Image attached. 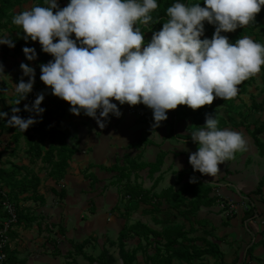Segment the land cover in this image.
Returning <instances> with one entry per match:
<instances>
[{"label": "clouds", "instance_id": "9594fccd", "mask_svg": "<svg viewBox=\"0 0 264 264\" xmlns=\"http://www.w3.org/2000/svg\"><path fill=\"white\" fill-rule=\"evenodd\" d=\"M204 5L174 0L166 9L168 19L147 43L137 22L153 21L158 0H69L62 8L58 0H44V5L17 12L12 22L22 28L26 41L38 40L41 50L54 57L40 63V79L53 95L70 103L71 113L83 111L104 128L109 114L122 115L114 98L121 105L151 108L156 128L167 119V110L178 105L195 110L217 97H236L238 85L264 65V44L250 36L230 43L222 34L254 21L264 0H204ZM205 21L215 25L211 38L204 35ZM0 45L15 47L11 33H0ZM22 51L27 61L37 59L34 47ZM20 69L15 105L27 98L35 83V67L21 62ZM44 98L40 92L31 105H24L35 115L23 118L14 106L5 122L24 132L42 119ZM5 117L8 113L0 111V119ZM218 123L216 113L206 114L205 124L190 133L198 149L190 152L189 163L194 171L214 178L219 164L247 146L242 132ZM197 179L191 176L189 182Z\"/></svg>", "mask_w": 264, "mask_h": 264}, {"label": "rangeland", "instance_id": "374dc122", "mask_svg": "<svg viewBox=\"0 0 264 264\" xmlns=\"http://www.w3.org/2000/svg\"><path fill=\"white\" fill-rule=\"evenodd\" d=\"M69 2V1H68ZM65 0H58V3L60 7H64L68 4ZM35 6V1L33 0H25L22 4L23 10L30 9L31 7ZM18 9H15V12H17ZM15 14V13H14ZM158 31V30H157ZM4 31L0 30V33ZM233 33V31L229 32ZM244 36H250L255 41L264 44V18L261 20L260 27L255 30L254 33H245ZM152 35L144 34V40L145 43L149 42L151 40ZM7 45H0V64L3 65L4 72H0V110L2 103H5L7 106L9 105V97H12L15 94V83H18L21 76L23 75L22 70L20 69L21 62H24V54L23 51H20L17 53V55H12V49H9L7 52H5L4 48ZM35 50L39 53L41 51V45L39 41L37 40L35 42ZM3 56H6L3 58ZM38 59V57H37ZM36 60L30 61L29 64L33 67H35V81L39 82V85H45L44 82L40 79L41 75V69L39 67L40 63ZM264 67V65H262ZM253 84L248 88L247 93L243 95L240 100L236 101L234 104L235 108L231 115L226 114L222 111V108L218 112L213 110L214 114H217L218 121H223L225 123L224 125L221 123H218V127L220 128H231L233 130L240 131L244 134L246 140H247V146L246 149L243 151H237L234 154V158L232 160H238L237 164L238 166L242 165H249L250 162H247V159L251 160V158L248 156L249 152L252 149L253 141L252 139L248 138V130L247 127L251 130V125L256 120H262L264 119V108L263 111L260 112H254L250 109L251 99H253L255 102H260L262 98L264 97L262 89V82H261V71L255 75ZM25 81H27L28 77H23ZM35 98L38 93H40L39 90L33 87V90L30 92ZM112 102L117 103L118 101H115L114 98H110ZM20 103L24 106L26 103L24 100L20 101ZM45 98L41 102V107H45ZM118 107L121 110V117L123 116L122 109H125V111L133 106V108H137L139 110L144 104L140 103L137 105H126L125 108L123 107V104L119 105L117 103ZM130 106V107H129ZM179 105L176 107L178 108ZM185 111L184 113H194V116H198V109H192L187 105H184ZM216 109V108H215ZM136 110V109H135ZM171 111V109H170ZM168 110V112H170ZM28 112V111H26ZM128 114V113H125ZM67 115V116H66ZM63 116L62 122L64 124H68L70 132L75 136L74 139L70 140L68 142V145L74 149L73 158L70 159V168L69 172H66V174H69L71 177L70 180L75 179H84L87 181V185L83 187L84 193H87L89 195H92L87 197V207L86 210L80 209V211L85 215L82 219L83 221L88 220V222H91V220L94 219L92 225L93 227L88 228V236L85 239H82L81 242H69L65 237L63 236L64 232L58 233V228L61 226V222L59 223H52V234L58 239H56L54 242L57 244L59 241L61 243V247L70 249V257L66 258L63 261H60V264H122V258H121V252L123 253H129L128 257L126 258L125 255H122L123 260L127 261V264H153V251L150 247L146 246L145 241L139 238H127L124 240L123 247L120 246L119 241V231L120 229L125 226L129 225L136 221H141L146 223L147 225L151 226V228L160 230L161 226L159 224L154 223L152 218H158L159 220H164V217L167 215V213H178L177 210L173 209L174 203L179 198H186L184 197V193L182 192L181 188L183 183L185 182L187 177H181L179 176L178 180L177 176H167L164 172L161 171L162 175L161 177L158 175L159 173H153L149 174L147 173L148 169L143 168L138 169L135 166L127 165L123 162L124 158L121 160L120 156H117L118 160H114V153H118V155L125 156L128 153L133 152V146L134 144H130V146H125L124 150L115 149L114 144L111 143L113 141L112 135L116 134V138L114 140L118 143L123 142L124 140H128V136L124 138H120L118 135V132L120 134H123L121 123L117 122V119H115V115L109 114L110 118L106 121L105 127L100 128L96 120L92 117H89L81 112L80 115H75L71 113L69 110H67V114ZM179 117H183L182 114L177 113L176 114ZM138 117L140 120V123L142 128L144 130L150 129L151 126L154 124V118L152 111L147 114L143 115H129ZM149 119V122H143V120ZM198 122L197 125L201 123V120L199 121L198 116ZM206 119V117H205ZM204 119V120H205ZM142 121V122H141ZM151 124V126H149ZM202 124V123H201ZM202 126V125H201ZM170 129V126L167 124L164 126V132L168 133ZM138 133V132H137ZM136 133L135 140L138 139ZM146 134V132H145ZM143 133V135H145ZM143 135L141 133V138H143ZM9 136L10 134H0V169H4L8 172H10L11 169L14 167H18V175L17 178L27 177V178H35L39 182L38 190L43 193H47L49 197V203L50 206L54 205L55 203L60 204L58 205L56 209H58V213L64 210H67L70 208L68 205L66 206V201H63L59 199L54 192L59 191L62 189L61 186L62 181L58 184H55L51 180H49V171L51 169V166L48 163H42L40 160H37L34 165H27L25 161V150L26 147L24 145V141L20 139L17 149L14 152L15 155H10V150L12 148V143L9 142ZM147 137V135H145ZM133 137L130 138V142H134L132 140ZM191 138V137H187ZM261 140L264 143V134L260 136ZM198 144V143H195ZM47 143L45 142V145L41 146L42 152L45 151ZM142 147V146H141ZM137 148V147H135ZM256 149V148H255ZM137 152L140 153L141 150L137 148ZM256 152L258 154V150L256 149ZM141 154V153H140ZM248 154V155H247ZM258 156V155H257ZM131 157V156H130ZM126 159L128 157H125ZM145 158H142L140 155L135 158L136 163H144ZM254 159V158H253ZM130 160V158H128ZM231 160V159H230ZM260 162V165L262 169L264 170V158L258 159ZM251 164V163H250ZM113 165L117 166H124L125 172L123 175L121 173H118L117 171H113L112 168ZM189 165V170H193L190 163L185 164ZM224 165H227V161L224 163H221L218 165L219 169L223 171ZM160 170V169H159ZM188 171H183V173H186ZM194 171V170H193ZM198 172V170H196ZM179 172L178 170L176 171ZM94 176L96 178V181L94 182L91 180L90 176ZM205 180L211 179V176H203ZM216 178V177H215ZM128 180V181H127ZM125 182L135 184V186L141 187L144 190H148L150 195L154 196V199H151L155 202H160L161 206L158 210H152L149 211L146 214H143L141 209H138L135 212H132L129 216V220L125 221L121 214L124 212V205H125V196H124V184ZM204 184V182H202ZM173 184V185H172ZM171 185V186H170ZM170 186V187H168ZM256 185L254 186V188ZM168 188L167 191L169 193L167 194L164 189ZM171 188V190H170ZM9 190V187L5 186V191L7 192ZM66 191L68 194L67 201L70 202L72 200V191L73 187L70 184L66 183ZM164 194V195H162ZM166 194V196H165ZM264 194H262L263 196ZM56 196V198L54 197ZM100 197L102 198V206L100 207V202H93V197ZM210 198H214L211 193L209 194ZM113 198V199H112ZM159 198V199H156ZM100 199H96V201H99ZM63 201V202H62ZM187 201V199H186ZM216 201V202H215ZM255 201V203H254ZM220 200H214L210 204L211 206L217 205V207H212V209H205L202 208L200 211L195 215H198L200 212V216H207V213L214 212L217 215H221L225 218L226 215H224L222 212L224 211L223 208L219 207L218 204ZM79 202H77L78 204ZM36 204V205H35ZM245 204V210H250L252 208L253 214L255 213L256 206L257 211L262 213L264 210V204L263 202H259L258 196L254 195L251 197V201L244 200L243 203L240 201H236L233 203V205H240L244 206ZM25 205V207H24ZM133 205V202H132ZM22 208H26L25 210L27 212H30L29 210H33L35 207H41L42 205H39V202H26L21 204ZM209 206V205H208ZM142 208L150 209L147 206H142ZM201 208V207H200ZM259 208V209H258ZM24 211V213L26 212ZM99 215L100 217H91L90 215L92 213H95ZM179 211V210H178ZM227 211V210H226ZM233 212V210H232ZM231 212V213H232ZM65 213V212H64ZM226 213V212H225ZM258 214V213H257ZM0 216H1V210H0ZM57 218V217H56ZM174 219L173 225L174 226H180L184 224L186 228L189 226L186 221L177 214V216ZM227 218V217H226ZM259 218V217H258ZM219 219V218H218ZM255 219V218H253ZM257 219V218H256ZM170 224V223H169ZM171 225V224H170ZM172 225V226H173ZM164 227H166L164 225ZM60 229V228H59ZM70 227L68 228V230ZM76 230L74 228L72 231ZM199 230V229H198ZM200 231V230H199ZM235 231L233 232L234 237ZM73 236V235H72ZM250 237V236H249ZM73 238V237H72ZM249 239V238H248ZM58 240V241H57ZM245 242V240H243ZM59 246V245H58ZM56 247L55 250L57 252L62 248ZM234 247V244L231 246ZM122 248V249H120ZM81 249V253H80ZM52 258L51 256H49ZM126 264V262H125ZM178 264V263H174ZM205 264H212V261L208 258H205Z\"/></svg>", "mask_w": 264, "mask_h": 264}, {"label": "trees", "instance_id": "16d2710c", "mask_svg": "<svg viewBox=\"0 0 264 264\" xmlns=\"http://www.w3.org/2000/svg\"><path fill=\"white\" fill-rule=\"evenodd\" d=\"M24 1L25 0H0V30L11 33L13 39L15 40L14 48L5 46L4 50L5 52H7L9 49H12V55H17V53L22 51L24 46L35 48L36 41H32L30 38L26 41L23 38L24 33L22 28L12 22L13 16L17 12L23 11L22 4ZM33 1H35V5H44V0ZM65 1L68 2L69 0ZM173 2L174 0H158V8L153 10L151 13V15L153 16V21L149 22L147 25L137 22L139 27L141 28V31L144 34L152 35L154 31L160 30L163 26V23L168 19L166 9L171 6ZM187 2H200L201 6H205L204 0H187ZM15 9H18L17 12H15ZM55 11L56 9H53V12ZM263 18L264 6H262L261 11L255 15L254 21H250L247 25L237 27V29H235L233 33L226 32L222 34L228 36L230 43H235L239 38L243 37L245 33H254L255 30L260 27L261 20ZM204 25V35L208 38H211L215 31V25L209 24L207 21L204 22ZM71 36L73 39H75L74 33H72ZM201 38L203 39L204 37ZM5 57L6 56H3V58ZM37 57V61L39 63H47L49 60L54 59L51 54L45 53L42 50L39 53L37 52ZM24 59L25 63L30 62L26 60L25 55ZM253 82L254 77L250 76L249 78L241 82L240 85H238V94L236 97L226 100L224 98L217 97L214 98L212 104L201 106L198 109V116L199 121L201 119L203 121L201 120L202 124L200 123L199 125H197L196 123V127L199 128L201 125L205 124V115L206 113H209L213 108H222L226 114H231L235 108L234 103L240 100V98L247 93L248 88L253 84ZM261 82V91L264 94L263 66H261ZM33 87L40 92H43L45 96V111L42 113V119L38 117L37 122L31 125L24 132L19 130V128L10 127L5 121L13 114L11 112V108L14 106L21 109L19 115L23 118H28L30 115H35L34 113H31L29 111L26 112L24 106L21 103H19V105H15L18 99V94L15 93L12 97H9L8 106L5 103H2L1 105L0 111L7 112L8 117L0 119V134H10L8 139L9 142L13 145L10 150V155L13 156L15 155L14 152L17 149L20 139H22L26 147L24 158L26 164L34 165L37 160H40L42 163H48L51 166V169L48 173L49 180H51L55 184H58L64 179L67 168L69 167V161L74 153V149L68 145V142L74 139L75 136L70 132L68 124H64L62 122L63 116L67 114V110H69L71 105L69 102L63 100L62 98L53 95L50 86H40L39 82L35 81ZM34 100L35 97L31 93H29L27 98L24 99L25 103L28 105H31ZM117 103L120 105L119 101ZM178 108L171 109L175 117L177 113L174 112L178 111ZM263 108L264 97L260 102H255L253 99H251V111L260 112L263 111ZM220 123L221 125L225 124L223 123V121H220L219 124ZM247 130L249 136L253 141V145L258 150V154L263 157L264 143L261 140L260 136L264 134V119L262 121L256 120L251 125V130L249 127H247ZM169 135H171L172 137L175 136L173 129L169 130ZM45 142L47 143L46 149L42 152L41 146L45 145ZM123 162L131 166H134L136 163L131 159L128 160V158L124 159ZM124 166L113 165V167L109 169L117 171L118 173L122 172L121 175H123L126 170ZM135 166H139L141 168L144 166V164L136 163ZM151 166L157 168L159 166V160L157 159ZM19 167L20 166L14 167L10 170V172L4 169H0V190L6 193L7 198L15 205L16 210L15 212L17 221L14 224L12 231L19 224L27 221L28 212L25 210L26 208H22V203L39 202V205L45 204V198L42 194H39V181L35 178L30 177H22L18 179L17 175L20 169ZM191 176L197 177V182L190 183L189 178ZM90 177L91 180H93L94 182L96 181V178L93 175ZM201 179H203V176L199 171H193L192 169L189 170L188 178L185 180L181 188L182 192L184 193V197L186 198L177 199V201L173 205V209H178V214H180L189 225L188 228H186L184 224L180 226H174V219L159 220L158 218H154V223L159 225L163 223L166 226H161L160 230L153 229L145 223L136 221L129 225H125L120 229L118 233L120 246L123 247L122 245L124 244V240H126L127 238H139L144 240L146 246L150 247L153 251V264H172L173 261L184 264H193V261H195V264H205V258H209L212 261V264H225L223 261V254L218 244L210 240V238H214L211 232L204 230L203 236H192L196 232L195 226L198 228L202 226V223H205V221L196 220L192 216L195 215L196 211H198L201 205H209L212 201L217 200L218 198L217 196L214 198L209 197L211 187L209 185V187L207 185H204L201 182ZM5 186L9 187V190L7 192L5 191ZM263 186L264 175L257 182L256 187L251 192V194L262 195ZM124 189L126 203L123 208L124 212L121 214V216L125 221H128L130 214L137 211L138 209H141L143 214H146L149 211L151 212L152 210H158L161 206L160 202L151 200L154 199V196L150 195V192L148 190H144L141 187L135 186V184L125 182ZM166 193L168 194L169 191L166 190ZM54 194L61 200H63L66 196V193L63 189L55 191ZM2 200L3 199L0 196V220L4 218L1 206ZM132 202L134 203L133 205H131ZM221 204L224 205V203ZM143 205L149 207L150 209L142 208ZM24 211L26 212L24 213ZM243 218H253L252 208L244 213ZM223 225H226V222ZM261 236L263 237L264 233H262ZM257 245H260L264 250V239L260 240ZM252 247L253 245L246 249V253L241 261V264L246 263L245 257L249 256L251 259ZM5 252L6 260L4 264L8 263L13 258L10 254H8V249ZM122 255H125V257L127 258L129 253L125 254L121 252L122 264H125V262L127 264L126 259L124 261ZM232 264H236V260L233 261Z\"/></svg>", "mask_w": 264, "mask_h": 264}, {"label": "crops", "instance_id": "0c3cea01", "mask_svg": "<svg viewBox=\"0 0 264 264\" xmlns=\"http://www.w3.org/2000/svg\"><path fill=\"white\" fill-rule=\"evenodd\" d=\"M126 105L129 104L124 103L123 107L125 108ZM132 107L133 106L128 108L126 111L125 109H122L124 113L123 116H116L115 119H117V122L119 119V122L122 126L121 128L123 130V134H120L118 132V135H120L119 137L124 138L128 136V140L133 137L132 140L134 142L124 140L123 142L118 143L114 140V138H116V134H113L112 138H114L111 143L114 144L115 149H117L118 147L119 149H122V151L124 150L125 146H130V144L133 143V152L128 153L127 155L125 154V156L114 153V160H118L117 156H120L121 160L123 158L126 159L125 157H128L132 161H135V158L140 155L142 158H145V162L142 164H144L143 168L148 169L147 173L149 172V174H151V172L159 173L158 175L161 177L162 171L167 174V176H175V174L176 176L178 175L176 180H178L180 175L181 177H187L188 172L183 173V171H188L189 165L185 164L189 163L190 152H195L198 149V144H195L196 142H193L192 138L187 137H191L190 133L198 129L196 127L198 116L196 117L193 115L194 113L190 112L184 113V105H180L178 111L174 113L182 114L183 117H179L177 115L175 117L172 111L169 110L170 112H168L167 110V119L160 122L159 127L153 128V126L149 124L151 128H145L146 130H144L141 124H139L140 119L137 116H129L131 115L130 110L137 109H131ZM213 110L218 112L220 108H213L209 113L206 114H214ZM143 122L147 123L149 122V119H145L143 120ZM167 124L170 126V129L174 130L176 137H172L171 135H169V131L168 133L164 132V126ZM136 133L138 136L137 140H135ZM141 133L142 135L144 133L145 135H147V137L143 135V138H141ZM248 138L251 139L250 136H248ZM135 147L141 150V154L137 152V148ZM248 154L247 155L251 158V160L247 159V162H250L251 164L249 163V165L247 166H238L237 163L239 161L231 159L227 161V165H224L225 167L223 171L220 170V172L217 173V175L215 176L216 178L211 176V179L208 180H205L204 178L201 179V182H204V185H209L211 187V195H213V197H218L217 200H220L218 204L224 203V207H221V204L219 205V207L223 208L224 211L222 213L226 215L225 218L221 215H217L212 211L211 213H207V216H200V212L198 213V215L192 216L196 220L205 221V223H202L201 227L197 228L195 226L196 232L192 236H203L204 230L211 232L215 239L210 238V240L218 244L223 254V261L225 264H232V262L235 260L236 264H241V261L245 256L246 249L252 245L253 247L251 252V259L249 256L245 257V264H264V250L260 245H257L260 240L264 239V236H261V234L264 233V210L262 213H260L257 211L256 206L255 213L253 214V218L255 219H245L243 218L244 213L247 211L245 210V204L244 206L233 205V203H235L236 201H240L242 203L244 200L251 201V197L254 196L253 194H251V192L254 190V186L264 175V170L262 169L258 160L260 158H264V156L261 157L259 154H257L254 145H252V149ZM157 159L159 160V166L155 168L151 165H153V163ZM137 164L141 163L137 162ZM69 168L70 162L66 172H69ZM137 168L142 170V167L140 168L138 166ZM177 170L179 171L178 173L176 172ZM202 176L210 175L202 174ZM70 179L71 177L69 176V174H66L64 179L62 180L61 186H59V188L62 187V189L66 193L63 201H66V206H70V208L67 210L63 211L62 209V211L58 213V209L56 208L59 207L58 205H61V203H55L54 205L50 206L51 203H49V197L47 193L39 191V194H42L45 198V204L41 207H35L33 210H29L30 212H28L27 221L19 224L11 232L8 254H10L13 258L6 264H60V261L69 258L70 249L69 247L64 248L63 246H60L61 243L58 241L59 239L56 238L54 234H52V223L60 224L61 222V226H59L60 229L58 228V233L65 231V233H63V236L60 237L67 238L68 240L66 242H69V244L72 241L81 242L82 239H85L88 236V228L93 227L92 223L94 219L91 220V222H88V220L83 221L82 219L85 215L80 211V209L86 210L87 197L89 199V197L92 195L84 193L83 191V187L87 185V181H85L84 179ZM66 183L70 184L73 187V195L70 202L67 201L68 194L66 191ZM164 190L166 191L168 190V188ZM262 194H264V186L262 188ZM256 196H258L259 202H264V195ZM54 197L56 198V196ZM97 198L100 200L96 201ZM77 202L79 203L77 204ZM93 202L95 203V205L96 202H100V207L102 206V198L100 197L94 196ZM228 205L232 206L233 212L232 210L228 212ZM203 206L205 207V209H212V207H217V205L211 206V204H209V206L201 205V208H199L198 210L200 211L202 208H204ZM197 212L198 211H196V213ZM177 214L167 213V215L164 217V220L176 219L175 217L177 216ZM178 215L181 216L180 214ZM90 216L93 218L100 217L96 214V211ZM153 219L154 218H152V220ZM225 222L226 225H223ZM160 226H164V224L162 223L160 224ZM69 227L70 229L68 230ZM74 228H76V230L72 231ZM234 231L236 235H234L233 237L232 235ZM56 239H58L57 244L59 246L54 242ZM243 240H245V242H243ZM233 244L234 247H231ZM55 246L62 248L60 252H57V250H55ZM49 256H51L52 258H50ZM175 262L176 261H173L172 264H174ZM176 263L184 264L180 262ZM193 264H195V261H193Z\"/></svg>", "mask_w": 264, "mask_h": 264}, {"label": "built area", "instance_id": "2783aa9c", "mask_svg": "<svg viewBox=\"0 0 264 264\" xmlns=\"http://www.w3.org/2000/svg\"><path fill=\"white\" fill-rule=\"evenodd\" d=\"M151 111V108L143 105L139 110H130V114L143 115L150 113ZM0 196L3 199L1 202V206L2 212L4 214V218L0 220V264H4L6 260L5 251L8 249L10 244V232L12 231V228L17 221V216L15 212V205L11 201H9L6 193L0 190ZM221 207H224V205L221 204ZM231 210L232 206L229 205L228 212H230Z\"/></svg>", "mask_w": 264, "mask_h": 264}]
</instances>
